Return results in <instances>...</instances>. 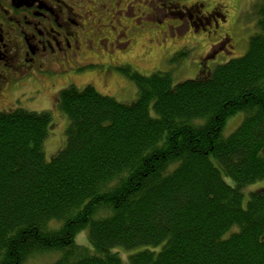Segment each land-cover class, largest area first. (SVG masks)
I'll use <instances>...</instances> for the list:
<instances>
[{
    "label": "trees",
    "instance_id": "obj_1",
    "mask_svg": "<svg viewBox=\"0 0 264 264\" xmlns=\"http://www.w3.org/2000/svg\"><path fill=\"white\" fill-rule=\"evenodd\" d=\"M253 12L247 50L208 73L173 83L124 66L126 104L61 89L68 124L50 161L49 111L0 112V264L45 252L51 264H264V188L243 203L264 178V2ZM84 230L88 246L74 240Z\"/></svg>",
    "mask_w": 264,
    "mask_h": 264
},
{
    "label": "rangeland",
    "instance_id": "obj_2",
    "mask_svg": "<svg viewBox=\"0 0 264 264\" xmlns=\"http://www.w3.org/2000/svg\"><path fill=\"white\" fill-rule=\"evenodd\" d=\"M129 1L132 0H124L122 7L125 8ZM134 1L133 11L131 9L119 14V21L115 25V40L96 43L97 36L91 35L93 42L80 54L76 70L70 69L64 73L68 75L72 72L69 78L60 75L61 78L56 81L43 79L37 84L39 80L23 81L17 77L11 83H1L0 112L20 107L26 111L51 113L52 125L48 131L49 136L44 141L47 161L62 148L64 129L68 124L65 115L58 109L57 97L61 89L70 84L78 88L91 85L102 95L115 97L126 104L135 101L136 87L122 73L124 66L144 75L157 70L170 71L173 83L208 73L215 65L241 56L247 50L248 39L256 29L253 7L264 2L156 0L146 7L150 14L141 15V9L145 6L144 0ZM169 2H172L171 6ZM211 9L212 14L217 16V26L212 20L209 27L208 21L200 25L195 16L205 15ZM221 17L222 20H219ZM34 92L40 96L34 98ZM243 117L242 112H236L229 117L222 135L227 136L233 132ZM260 188H264V178L244 188L243 203H246L250 191ZM74 240L76 244L89 245L86 230L78 232ZM57 256V252L37 253L25 263L51 264Z\"/></svg>",
    "mask_w": 264,
    "mask_h": 264
},
{
    "label": "flooded vegetation",
    "instance_id": "obj_3",
    "mask_svg": "<svg viewBox=\"0 0 264 264\" xmlns=\"http://www.w3.org/2000/svg\"><path fill=\"white\" fill-rule=\"evenodd\" d=\"M123 1L0 0V86L17 77L39 80L37 84L43 79L56 81L70 69L76 70L80 54L93 42L91 35L97 36L96 43L116 39L119 14L135 6L132 0L123 8ZM155 1L144 0L141 15L150 14L146 7ZM212 10L195 16L197 22L208 21L209 27L212 20L217 26ZM34 93V98L40 96Z\"/></svg>",
    "mask_w": 264,
    "mask_h": 264
}]
</instances>
